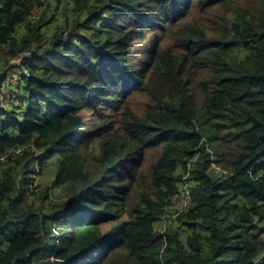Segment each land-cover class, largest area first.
I'll use <instances>...</instances> for the list:
<instances>
[{
    "label": "trees",
    "instance_id": "trees-1",
    "mask_svg": "<svg viewBox=\"0 0 264 264\" xmlns=\"http://www.w3.org/2000/svg\"><path fill=\"white\" fill-rule=\"evenodd\" d=\"M49 1L0 0V264H264V0Z\"/></svg>",
    "mask_w": 264,
    "mask_h": 264
},
{
    "label": "rangeland",
    "instance_id": "rangeland-1",
    "mask_svg": "<svg viewBox=\"0 0 264 264\" xmlns=\"http://www.w3.org/2000/svg\"><path fill=\"white\" fill-rule=\"evenodd\" d=\"M52 1V0H51ZM49 1V2H51ZM54 6H57V1L54 0ZM64 4L62 7H59L58 10L54 13L58 16V18L62 21V17H65V12H69L72 9V5H71V0H63ZM50 15H53V12L50 13ZM22 59L19 60H15L12 61V64L17 65L19 67L22 66L21 63ZM5 64H7V61L2 60L0 61V67L2 66V68L5 66ZM12 71H15V69L13 68ZM18 72V71H17ZM24 73L27 75L28 73L24 71ZM16 80V79H15ZM89 113L85 112L84 113V117H85V124L88 123V121L90 120L88 118ZM57 164H56V160L51 161L49 164L45 165L44 170L42 171V173L38 176H34L33 180L35 181L33 188L40 186L41 188L37 190L38 193H40L42 190H45L47 188L51 187L52 182L54 181L56 175H57ZM151 181V180H150ZM185 185L181 188L182 192L178 195V197H176L173 201L171 206L166 209V214L165 216H163V218L161 219V221H159L158 224H156V233L162 235L164 234L167 229L170 226H177L178 222H176L175 220L184 212H186L183 208V190H184ZM52 191V190H51ZM139 195L140 192H138L136 194V197L134 199V203H139ZM59 196V194L57 195ZM61 197V196H60ZM64 198V197H63ZM35 199V197L33 198ZM111 227V225H108L105 227V230L109 229Z\"/></svg>",
    "mask_w": 264,
    "mask_h": 264
},
{
    "label": "built area",
    "instance_id": "built-area-1",
    "mask_svg": "<svg viewBox=\"0 0 264 264\" xmlns=\"http://www.w3.org/2000/svg\"><path fill=\"white\" fill-rule=\"evenodd\" d=\"M190 191L188 190V186L185 185L183 190V208L186 211L189 208V201H190Z\"/></svg>",
    "mask_w": 264,
    "mask_h": 264
},
{
    "label": "clouds",
    "instance_id": "clouds-1",
    "mask_svg": "<svg viewBox=\"0 0 264 264\" xmlns=\"http://www.w3.org/2000/svg\"><path fill=\"white\" fill-rule=\"evenodd\" d=\"M188 210V209H187ZM185 213V212H184Z\"/></svg>",
    "mask_w": 264,
    "mask_h": 264
}]
</instances>
